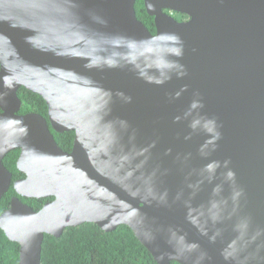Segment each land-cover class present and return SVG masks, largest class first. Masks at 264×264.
<instances>
[{
  "label": "water",
  "instance_id": "obj_1",
  "mask_svg": "<svg viewBox=\"0 0 264 264\" xmlns=\"http://www.w3.org/2000/svg\"><path fill=\"white\" fill-rule=\"evenodd\" d=\"M136 1L0 0V200L10 151L25 174L0 229L19 264L85 222L159 264H264V0H144L155 33Z\"/></svg>",
  "mask_w": 264,
  "mask_h": 264
},
{
  "label": "trees",
  "instance_id": "obj_2",
  "mask_svg": "<svg viewBox=\"0 0 264 264\" xmlns=\"http://www.w3.org/2000/svg\"><path fill=\"white\" fill-rule=\"evenodd\" d=\"M135 9L137 17L155 33L154 17L147 13L144 0H137ZM18 94L22 100L20 114L36 112L48 118V106L42 96L25 87L20 88ZM52 132L64 151L72 149L75 137L73 131L59 133L52 128ZM19 155L20 149L17 148L4 159L5 166L13 173V179L8 192L0 200V215L10 207L12 197L18 196L13 182L25 176L16 166ZM19 198L34 210L41 209L46 202L54 199ZM42 247V264H159L126 225H119L115 230L107 232L95 223L85 222L67 227L61 237L45 234ZM19 250L20 245L9 240L0 229V264H19ZM171 264L180 263L173 261Z\"/></svg>",
  "mask_w": 264,
  "mask_h": 264
},
{
  "label": "flooded vegetation",
  "instance_id": "obj_3",
  "mask_svg": "<svg viewBox=\"0 0 264 264\" xmlns=\"http://www.w3.org/2000/svg\"><path fill=\"white\" fill-rule=\"evenodd\" d=\"M167 13H169L170 15H172L173 17H175L178 21H188L190 19V16L184 13H179V12H175L172 10H165Z\"/></svg>",
  "mask_w": 264,
  "mask_h": 264
}]
</instances>
